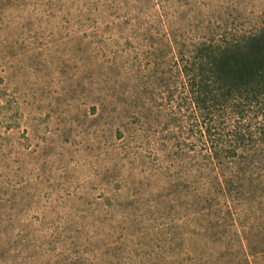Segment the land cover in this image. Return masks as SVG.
I'll list each match as a JSON object with an SVG mask.
<instances>
[{"label":"trees","instance_id":"trees-1","mask_svg":"<svg viewBox=\"0 0 264 264\" xmlns=\"http://www.w3.org/2000/svg\"><path fill=\"white\" fill-rule=\"evenodd\" d=\"M94 1L83 12L90 15ZM97 1L117 14L115 26L125 25L126 42L112 78L98 83L104 91L96 102L131 116L117 138L125 154L135 145L124 189L109 200L130 198L142 211L121 214L138 227L110 243L102 264H258L264 11L245 15L230 1ZM113 23L114 17L111 32ZM139 165L144 176L134 179Z\"/></svg>","mask_w":264,"mask_h":264},{"label":"rangeland","instance_id":"rangeland-1","mask_svg":"<svg viewBox=\"0 0 264 264\" xmlns=\"http://www.w3.org/2000/svg\"><path fill=\"white\" fill-rule=\"evenodd\" d=\"M226 1L264 11V0H206ZM87 2L0 0V264H102L110 243L138 227L121 216L142 212L130 198L109 200L130 174L135 145L120 152L117 128L131 116L96 102L125 25L97 0L86 14Z\"/></svg>","mask_w":264,"mask_h":264}]
</instances>
